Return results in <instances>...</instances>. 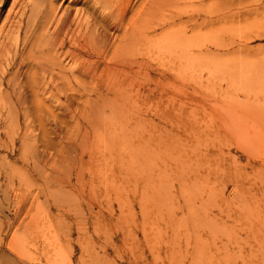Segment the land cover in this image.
I'll return each mask as SVG.
<instances>
[{"label":"rangeland","instance_id":"1","mask_svg":"<svg viewBox=\"0 0 264 264\" xmlns=\"http://www.w3.org/2000/svg\"><path fill=\"white\" fill-rule=\"evenodd\" d=\"M142 2L129 0L125 19ZM200 4L225 7L229 19L147 31L155 39L133 50L117 102L98 100L75 72L68 102L59 82L53 97L32 99L29 50L44 52L49 41L48 7L56 17L76 12L109 42L123 30L89 0L0 1L1 69L17 51L15 65L24 66L15 90L30 110L19 125L11 103L5 108L14 87H1L0 264H264V0ZM194 32L216 33L203 42ZM160 37L166 45L155 44ZM225 40V50L197 49ZM197 56L210 61L195 65ZM98 134L103 143L90 147Z\"/></svg>","mask_w":264,"mask_h":264},{"label":"bare ground","instance_id":"2","mask_svg":"<svg viewBox=\"0 0 264 264\" xmlns=\"http://www.w3.org/2000/svg\"><path fill=\"white\" fill-rule=\"evenodd\" d=\"M0 1H2V0H0ZM47 1H49V0H47ZM89 1H91V5L93 4V8L95 6V7L100 8L101 11H103L102 14L104 15L103 18L105 20H107L108 22H111L115 28L123 30L122 34L119 36H114L112 42H109V40L101 33V31L103 29L97 31L96 28H92L91 26H89L87 24L84 25L83 22L86 19L83 20V22L75 20L74 17L71 15L72 14L75 15L76 12L71 13V15H70V12L68 13L67 11H66V13H63L65 11L64 10L58 17H56V15H55L56 9L52 5H50V7H48L50 11L49 12L46 11V15H45L43 20L45 22H48L49 24L53 23L54 25H53V30L51 32L52 34H51L50 38H46V40H45V41H47L49 39L48 43L44 41L45 44L46 43L47 44L46 45L43 44V46H42L43 48L45 46L44 52H42L38 49L34 51L33 49L29 48L32 50V51H30L27 48L29 50V52L31 53V55L34 53L33 56L29 55V53L27 54V55H29L28 58L30 61L26 58L30 63L32 61L35 64L34 68L32 66V73H31V75H32L31 81L33 82L32 85L34 86L32 92H31V94L33 93V98H32L33 101H36L37 95H38L37 93L39 91H41L42 93H47L53 97L55 95L56 89L58 87V86H56V82H59V84L61 83L60 90H62V92L60 91L61 92L60 95L63 96L65 101L66 100L68 101L69 98H71V94H69V91L72 93V90H73L72 83L78 82V81H76V78L72 74L73 72H75V73H77V75L85 77V78H87V80H89V84H91L92 90L94 91L92 93V95L95 96L98 100H101L102 98H105V97H109V98L113 97V98L117 99V100H114L117 102L119 100V98L121 97V93L123 91L122 88H124L122 85L123 82L120 81L121 78L119 79V75L121 73L126 75L127 70L128 69L130 70L131 68H133V66L137 63V62H133V50H138V48H141L140 47L142 45V44H140L141 42H144V46H145V43H147L149 45H151L153 43V39H155V37L152 35L153 34L152 31L156 32L157 29H161L164 26H165V28H167L166 25H169V24H177L178 27H181V28L183 27L182 29H184L185 25L190 24L191 27H195L196 30H198V29L200 30V28H202L206 25H214V24L218 25L219 22H226L229 19V13H228V10H226V8L224 7L225 5L224 6L222 5L224 8L221 9L219 6L216 8V4H210V5L208 4L207 8L205 10V8H201V4H200V2H202L203 0H143L140 12L137 14L136 17L133 18V15H132L129 19H125L126 15L128 13L127 2L129 0H89ZM86 2H87V0H86ZM207 3H209V2H207ZM227 4H226V6H227ZM41 5H42V3H41ZM48 6H49V4H48ZM202 9H204L205 11H203ZM82 16H84V15H82ZM201 16L203 17V19ZM78 18H81V16H78ZM184 18H188V20H186L184 22V20H183ZM48 23H47V25H48ZM105 24H106V22H105ZM42 26L44 27V25H42ZM41 27H40V29H41ZM45 29H46V27H45ZM220 29H222V28H220ZM177 30H179V28ZM147 31H151L150 33H152V34L148 35ZM172 31H174V29ZM172 31H171V34H172ZM40 32H41V30H40ZM175 32L176 31H174V33ZM180 32H181V30H180ZM215 33L209 32L208 34H205L206 36H204V37H202L203 33L201 34V36H200V34H199V36H196V34H198V33L196 32V34H195V32H194L193 35L195 34L194 35L195 41H196V38L198 39L200 37V40H201V37H202L203 40H201V41L204 42V38L208 37L210 39L214 36ZM154 34H156V33H154ZM175 34L181 35V37H183V35H182L183 33L178 34L176 32ZM165 36H166V32H164L163 37H165ZM35 37H37L36 34L34 36V39H35ZM175 37L176 36H173V38H175ZM181 37H179V38H181ZM192 37L193 36L191 35V38ZM189 38L190 37L188 36V39ZM208 38H207V40H208ZM182 39L185 40L184 38H182ZM43 40H44V38H43ZM165 40L166 39H164V38L161 39V37H160V40H157V41L155 40L156 41L155 44L157 45L158 42L162 41L163 44L166 45ZM173 41H174V39H173ZM226 41L227 40H225V44L224 43H218L219 40H218V42L216 41L217 43H214L215 41L209 42L210 45H206V46H203V42H201L202 45H200L197 49L202 50V48L203 49L213 48L216 50H225V48L229 47V44L227 45ZM31 42H32V40H31ZM35 42H36V39H35ZM35 42H34V44H35ZM41 42L43 43V41H41ZM176 42H173V44H175ZM221 42H223V41H221ZM193 43H194V39H193ZM195 43H194V45H195ZM31 44L32 43H30V47H31ZM173 44L170 43L167 48L170 49V46L173 47ZM188 45H189V43H188ZM191 45H189V46H191ZM176 46H180L179 41H178V45L176 44ZM183 47H184V49H186L187 44L183 45ZM183 47H182V49H183ZM43 48H41V49H43ZM153 48H154V46L152 47V49ZM165 48H166V46H165ZM174 48H177V47H174ZM169 49L167 50V52H166V49H164V51L166 53L169 52V54H170L171 51ZM160 50H163V47ZM177 50H178V48H177ZM0 52H1V50H0ZM16 52H15L13 57H11L10 59L8 58V60H7L8 62H2L3 65L5 66L2 69H1V63H0V70H1V73H0V94L2 93L1 87L4 84H5V87L6 86H11V87L13 86L14 87L12 92H10L11 93V95L9 96L10 100L7 99V101H9V102H8V104L5 105V108H7V109L9 108L8 110H10L9 103H11V105L13 106V109H12V106H11V109L14 112L13 117H15V120L19 124L21 117H23L24 120L28 119L27 117L29 115L30 110H29L28 105L26 106L27 99L24 96L23 91L17 92L15 90L18 87L17 79H18V76L20 75L19 72L21 71V69L24 66V63H21V62L18 63L17 65H15L16 58L18 57V53H16ZM157 54H158V52H157ZM27 55H25V56H27ZM207 56H209V55L207 54ZM201 57H205V56H201ZM201 57L197 56V58L199 60L197 61V64L195 63V65H198V62H199V64L201 62L202 64L206 63V65H207V62L210 61V59H207V62H205L204 60L201 59ZM62 58H64V59L68 58L67 60L71 61L70 66H73V68L72 69L70 68V69L72 71H70L69 67H68V70H65V68L62 65ZM188 58H189V56H188ZM206 58H208V57H206ZM211 58H212V56H211ZM191 59H192V56H191ZM191 59H190V62H193V60L191 61ZM1 61H2V55L0 53V62ZM202 61H204V62H202ZM190 62H188V65ZM211 62H214V61H211ZM190 64L192 65L193 63H190ZM211 65H212V63H211ZM185 66L186 65H184L183 67H185ZM12 68H15V70L10 75H8L6 77V75L8 74L9 71H11ZM191 69L192 68H190V70ZM177 73H176V75H177ZM27 74H28V72H27ZM27 77H28V75H27ZM29 78H31V77H29ZM29 78H28V80H29ZM4 79H5V81H4ZM78 79L79 78L77 77V80ZM28 80L26 78L25 82H27ZM131 80H133V79H131ZM82 81H83V79L79 80V82H81V84H82ZM18 82H20V80H18ZM87 82L88 81H85V83H87ZM28 85L29 84L27 83V86ZM81 87H83V86H81ZM84 88H85V86H84ZM84 92H87V91L85 90ZM57 94H59V93H57ZM5 98H6V96H5ZM4 104H5V102H4ZM35 104H38V103L36 102ZM66 106L68 108H70L69 104ZM95 107H96V105H95ZM37 108H38V106H37ZM42 109H44V108H42ZM36 111L38 112V110H36ZM36 111H35V113H36ZM47 111H48L47 115L49 114L48 117L50 116V118H52L53 113L51 114V110L48 109ZM11 112H10V114H11ZM33 113H34V111H33ZM94 113H95V111H94ZM34 118H36V116H34ZM78 121H80V120L78 119ZM81 122L78 125L79 129L85 128V124L83 123V121H81ZM25 125H26V123H25ZM92 126H93V122H92ZM26 131H27V125H26ZM22 133H24V131ZM28 133L24 137L21 138L20 142L22 141V145L25 144V140L28 138ZM100 137L101 136L99 135L97 141H94V140L92 142L90 141V147H91L92 143L96 145V148L98 146H100L103 143V139H101L102 137L101 138ZM85 141H87V139ZM26 143H27V141H26ZM105 143H107V141ZM105 143H104L103 148H106V146H107V144H105ZM81 144L83 145V142ZM74 148L75 147H71L72 150H75ZM84 148L85 147H83V149ZM109 160H111V159H109Z\"/></svg>","mask_w":264,"mask_h":264}]
</instances>
